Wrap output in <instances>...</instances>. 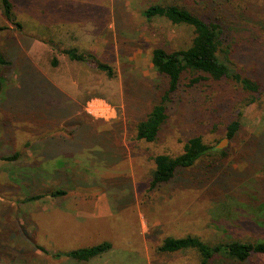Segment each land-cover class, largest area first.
I'll use <instances>...</instances> for the list:
<instances>
[{
	"label": "rangeland",
	"instance_id": "374dc122",
	"mask_svg": "<svg viewBox=\"0 0 264 264\" xmlns=\"http://www.w3.org/2000/svg\"><path fill=\"white\" fill-rule=\"evenodd\" d=\"M11 1L22 29L4 18L0 3V47L14 61L4 69L9 86L23 89L9 100L0 94V264H76L52 253L104 241L113 253L88 264H199L194 250L158 247L169 236L264 240V97L244 106L246 94L232 81L186 72L158 139L137 140L134 130L168 86L152 50L186 48L193 38L191 27L148 20L144 10L178 4L205 19L226 14L232 61L264 85V0ZM72 48L91 62L71 60L63 51ZM237 116L240 129L229 139L227 125ZM71 131L63 153L60 146L48 160L32 158L36 141H65ZM194 136L215 146L212 154L152 189L155 156L183 153ZM16 153L20 159H3ZM59 189L66 194L49 195ZM35 194L44 197L25 201ZM102 196L114 211L94 219L87 214ZM55 200L64 211L45 212ZM243 264H264V255Z\"/></svg>",
	"mask_w": 264,
	"mask_h": 264
},
{
	"label": "trees",
	"instance_id": "16d2710c",
	"mask_svg": "<svg viewBox=\"0 0 264 264\" xmlns=\"http://www.w3.org/2000/svg\"><path fill=\"white\" fill-rule=\"evenodd\" d=\"M0 3L4 18L22 29V24L16 21L12 1L0 0ZM143 15L148 20L165 18L172 24L189 26L192 28L193 38L191 44L186 48L170 51L164 47L156 46L152 50V64L167 79L168 86L162 98L154 103L145 118L135 125L134 130L137 140L154 142L158 139L163 126L169 118L168 107L173 102L175 94L180 88L182 77L186 72L193 74L204 73L215 81H232L246 94L243 97L245 98L244 106L251 105L264 97V85L251 76L244 74L241 69L237 68L230 57L235 52V46L232 45V41L229 38L231 36L229 34L231 26L226 21L228 18L226 14H222V16L214 14L210 15L209 19H205L194 10L178 4H153L144 10ZM0 30H6V27ZM63 52L71 60L87 63L92 60L91 54L79 52L76 48L65 49ZM13 63L10 53L0 47V94H4L7 100L12 95H15L16 91L23 89V87L9 86L8 77L4 69ZM55 64L57 65L56 60L54 61ZM95 66L106 72L110 77L115 74L113 67L107 63L98 61ZM199 79L198 76L192 78L190 85L197 83ZM15 108L22 110L23 107ZM241 115L242 111L239 113V117ZM239 117L237 116L227 125V137L229 139L233 138L240 129L241 122ZM71 132L68 134L69 138L65 141L56 139L57 137H54L53 141H51V137H42L33 144V146L36 145L33 150L37 151L38 154L32 158L36 161H45L60 154V146L62 150L63 145L74 137V132ZM50 146L52 150H50ZM215 148V146H210L204 142L201 136H194L185 143L183 153L177 156L168 154L156 155L155 168L151 173L150 187L154 189L162 184L170 183L178 171L194 166L197 162L212 154ZM20 157V153H16L5 156L3 159L15 161L20 159ZM65 194V190L59 189L52 191L49 195L62 197ZM43 197V194L29 195L25 201H34ZM37 247L43 252L49 253L44 247ZM111 248L112 243L104 241L98 245L60 253L58 251L53 252L52 255L58 258L66 257L75 263H86L110 251ZM188 249L198 253L200 257L199 264H243L253 255H264V240L243 241L233 238L226 242L212 244L192 235L186 237L169 236L158 247V250L164 253H174Z\"/></svg>",
	"mask_w": 264,
	"mask_h": 264
},
{
	"label": "crops",
	"instance_id": "0c3cea01",
	"mask_svg": "<svg viewBox=\"0 0 264 264\" xmlns=\"http://www.w3.org/2000/svg\"><path fill=\"white\" fill-rule=\"evenodd\" d=\"M51 198H49V200H52ZM54 198L56 199L57 197H54ZM49 203L50 204H46L43 208V210L45 212H53V210L54 211L58 210L60 213H62V211H64V205H63L62 201L58 202L57 200H55V202L53 201V202H49ZM113 211L114 210L111 208L110 204L106 201L105 196H102L96 200L93 212L90 214H87V215H89L90 217H92L94 219L108 218V217L112 216ZM111 253H113V245H112V248L110 251L104 253L101 256H98V257L92 259L91 261L96 260L98 262L100 259L106 258L107 256H110ZM91 261L86 262V263H76V264H88Z\"/></svg>",
	"mask_w": 264,
	"mask_h": 264
},
{
	"label": "water",
	"instance_id": "95a60500",
	"mask_svg": "<svg viewBox=\"0 0 264 264\" xmlns=\"http://www.w3.org/2000/svg\"><path fill=\"white\" fill-rule=\"evenodd\" d=\"M227 141H228V139H224V140L218 145V148H223V147H225Z\"/></svg>",
	"mask_w": 264,
	"mask_h": 264
}]
</instances>
